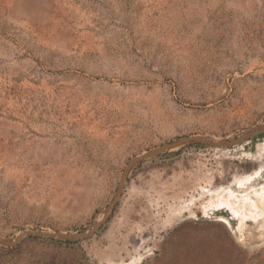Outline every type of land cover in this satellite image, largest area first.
<instances>
[{
  "label": "rangeland",
  "instance_id": "374dc122",
  "mask_svg": "<svg viewBox=\"0 0 264 264\" xmlns=\"http://www.w3.org/2000/svg\"><path fill=\"white\" fill-rule=\"evenodd\" d=\"M262 125L264 0H0V237L87 231L134 158ZM261 164L264 132L169 149L90 238L24 237L0 264H264L262 218L203 209Z\"/></svg>",
  "mask_w": 264,
  "mask_h": 264
},
{
  "label": "water",
  "instance_id": "95a60500",
  "mask_svg": "<svg viewBox=\"0 0 264 264\" xmlns=\"http://www.w3.org/2000/svg\"><path fill=\"white\" fill-rule=\"evenodd\" d=\"M262 132H264V125L252 128L250 130H247V131L243 132L241 135H239L238 137L233 138V139H214V138H211L208 136H203V135L187 136V137L181 138L177 141L168 143V144L164 145L163 147H159L157 149L148 151V152L134 158L128 164V166L126 167V169L122 175V178H121L117 192L115 193L113 199L111 200L108 208L104 210V214H106V217L101 221H95L89 230L76 232V233H62V232L52 233V232H44V231H37V230L27 231V232L22 233L21 235H19L18 237L14 238V239L0 237V245L15 246L24 237H31V236L57 238V239L66 240V241H75V240L90 238L92 235L95 234V232L102 225V223H104L107 220L109 212L113 210L115 205L118 203V201L122 197L123 191L125 189L127 177L129 175L130 171L132 170V168L137 163L144 161L146 159L152 158L154 156H157L161 153H164L169 149L184 146V145H189V144H201V145H204L206 147H212V148L213 147L214 148H221V147L239 146V145L251 140V138H253L254 136H256Z\"/></svg>",
  "mask_w": 264,
  "mask_h": 264
},
{
  "label": "bare ground",
  "instance_id": "6f19581e",
  "mask_svg": "<svg viewBox=\"0 0 264 264\" xmlns=\"http://www.w3.org/2000/svg\"><path fill=\"white\" fill-rule=\"evenodd\" d=\"M263 170L264 164H261L252 173L237 178V182L241 185L248 184L256 177H259ZM223 191L224 189L219 192L218 190H214L211 193V197L205 201L203 206L205 214L216 211H229L234 217H239L241 223L244 222L245 218H251L253 220L262 218L264 220V184L260 185L258 188H253L246 194L242 193V195H235L231 190L226 193ZM193 204L194 200L192 199L183 206L184 208H182V211L189 209L190 213L193 214L190 208ZM105 217L106 214L103 213L97 221ZM222 219L229 224L228 220ZM141 259L142 254L139 253V255L134 256L133 260L128 264H138ZM109 264H126V262H115L111 259Z\"/></svg>",
  "mask_w": 264,
  "mask_h": 264
}]
</instances>
